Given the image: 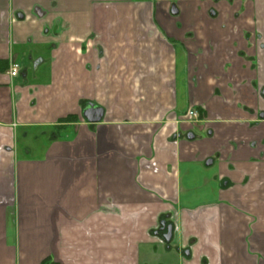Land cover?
<instances>
[{
	"label": "crops",
	"instance_id": "crops-1",
	"mask_svg": "<svg viewBox=\"0 0 264 264\" xmlns=\"http://www.w3.org/2000/svg\"><path fill=\"white\" fill-rule=\"evenodd\" d=\"M0 264H264V0H0Z\"/></svg>",
	"mask_w": 264,
	"mask_h": 264
},
{
	"label": "water",
	"instance_id": "water-1",
	"mask_svg": "<svg viewBox=\"0 0 264 264\" xmlns=\"http://www.w3.org/2000/svg\"><path fill=\"white\" fill-rule=\"evenodd\" d=\"M84 117L90 122H100L103 117V111L99 108L91 109L88 112H84ZM171 235V226L169 225L167 227V233L163 236L164 240L169 241L171 239Z\"/></svg>",
	"mask_w": 264,
	"mask_h": 264
},
{
	"label": "built area",
	"instance_id": "built-area-1",
	"mask_svg": "<svg viewBox=\"0 0 264 264\" xmlns=\"http://www.w3.org/2000/svg\"><path fill=\"white\" fill-rule=\"evenodd\" d=\"M19 67L17 64H11L10 69L8 70V74L10 77H15L17 76ZM186 117L190 118V119H194L197 120L198 119V112L196 109L191 108L190 110H188V112L186 113Z\"/></svg>",
	"mask_w": 264,
	"mask_h": 264
},
{
	"label": "flooded vegetation",
	"instance_id": "flooded-vegetation-1",
	"mask_svg": "<svg viewBox=\"0 0 264 264\" xmlns=\"http://www.w3.org/2000/svg\"><path fill=\"white\" fill-rule=\"evenodd\" d=\"M92 109V108H91ZM90 108L87 110V111H89V110H91ZM195 109V108H194ZM196 110H197V112H198V119L201 117V114H200V112H199V110H198V108H196ZM91 115V114H90ZM169 225H167V224H165V225H162L161 227H160V229H159V231H161V234H162V238H163V236L167 233V227H168ZM171 226V225H170ZM171 233H172V226H171ZM171 237H172V235H171ZM163 240H164V238H163ZM171 240V239H170ZM169 240V241H170ZM166 241V240H165ZM168 242V241H167Z\"/></svg>",
	"mask_w": 264,
	"mask_h": 264
},
{
	"label": "trees",
	"instance_id": "trees-1",
	"mask_svg": "<svg viewBox=\"0 0 264 264\" xmlns=\"http://www.w3.org/2000/svg\"><path fill=\"white\" fill-rule=\"evenodd\" d=\"M76 121V117L73 115H69L66 118L61 119L59 122L60 123H69V122H75Z\"/></svg>",
	"mask_w": 264,
	"mask_h": 264
}]
</instances>
